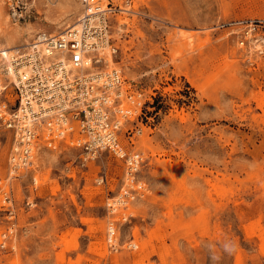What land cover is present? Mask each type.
I'll return each instance as SVG.
<instances>
[{
	"label": "rangeland",
	"instance_id": "obj_1",
	"mask_svg": "<svg viewBox=\"0 0 264 264\" xmlns=\"http://www.w3.org/2000/svg\"><path fill=\"white\" fill-rule=\"evenodd\" d=\"M14 1L18 20L0 0V51L83 11ZM114 1L129 10L109 14V63L140 103L119 139L139 168L60 144L13 171L0 128V240L15 222L0 264H264V0Z\"/></svg>",
	"mask_w": 264,
	"mask_h": 264
},
{
	"label": "built area",
	"instance_id": "obj_2",
	"mask_svg": "<svg viewBox=\"0 0 264 264\" xmlns=\"http://www.w3.org/2000/svg\"><path fill=\"white\" fill-rule=\"evenodd\" d=\"M82 5L79 25L57 33L40 31L9 60L0 58V128L14 134L11 169L30 166L38 146L54 149L66 144L80 148L87 157L106 150L123 158L127 175L133 178L141 156L127 153L119 131L140 103L122 87L120 70L108 67L104 51H99L107 43L111 54L116 52L109 14L124 9L114 0H82ZM10 14L16 20L22 17L14 0ZM3 200L10 203L7 214L13 216L10 193ZM6 229L1 233L0 256L7 250L4 233L12 232L15 222Z\"/></svg>",
	"mask_w": 264,
	"mask_h": 264
},
{
	"label": "bare ground",
	"instance_id": "obj_3",
	"mask_svg": "<svg viewBox=\"0 0 264 264\" xmlns=\"http://www.w3.org/2000/svg\"><path fill=\"white\" fill-rule=\"evenodd\" d=\"M85 10V8H84V6H83V11ZM124 10L125 11H127V10H129V9H127V8H124ZM82 11V12H83ZM94 16V15H93ZM95 16H97V15H95ZM94 16V17H95ZM82 18H83V15H82V13L80 14V16L78 17V19L76 20V22L75 23H73V24H71L69 27H71V26H73V25H79L80 23V21L82 20ZM249 35V34H248ZM101 41H105V39L104 38H102V40ZM30 42H28L27 44H25L24 46H23V48L22 49H24L28 44H29ZM103 48L102 49H99V51H101V54H102V52H103V61H105L106 62V64H107V66L108 67H114V66H111L110 65V63H109V59H108V57L109 56H111L112 54H111V52H110V49L109 48H111V47H109L108 45H107V43H104V45L102 46ZM109 47V48H108ZM98 49H97V51H98ZM94 51H96V50H94ZM16 52H10V51H6V50H3V51H0V58L1 59H6V60H9V58H10V56L11 55H14ZM98 55V54H97ZM117 68V67H116ZM118 69V68H117ZM125 92H123V91H121V95H122V97H124L125 96ZM120 95V96H121Z\"/></svg>",
	"mask_w": 264,
	"mask_h": 264
}]
</instances>
